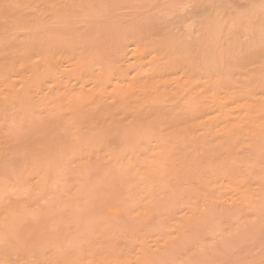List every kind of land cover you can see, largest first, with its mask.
I'll use <instances>...</instances> for the list:
<instances>
[{
  "label": "rangeland",
  "instance_id": "rangeland-1",
  "mask_svg": "<svg viewBox=\"0 0 264 264\" xmlns=\"http://www.w3.org/2000/svg\"><path fill=\"white\" fill-rule=\"evenodd\" d=\"M252 1L0 0L1 20L13 18L18 29L0 31V50L14 41L49 53L65 42L66 60L100 61L110 76L118 69L137 83L150 73L149 65L135 63L132 52L125 55L123 49L132 50L140 41L160 69L176 64L173 58H183L189 48H199L205 54L199 72L206 74L200 77L192 68L197 76L190 82L200 104L189 99L186 107L176 93L166 96L175 103L167 106L123 86L115 92L122 94L116 102L108 90L101 104L111 112L96 122L114 113L117 139L110 141L104 133L89 138L82 153L60 159L39 184L36 174L24 181L22 167H14L12 156H20L21 149L13 141L5 168L14 189L0 198V264H264V8L262 0ZM200 12L204 19L197 18ZM200 19L206 23L198 24ZM208 23L218 30L215 37L205 32ZM43 73L38 76L48 84L51 78ZM184 79L179 67L160 80L174 86ZM212 91L218 101H228L223 111ZM44 93L46 88L28 91L32 111L24 121L21 108L5 120L0 115L5 121H0L1 140L13 139L10 125L23 121L29 132L37 129L35 123L49 124L68 112L61 107L57 114L52 95L57 91ZM108 144L110 155L103 153ZM34 229L39 243L18 246L22 233Z\"/></svg>",
  "mask_w": 264,
  "mask_h": 264
},
{
  "label": "bare ground",
  "instance_id": "bare-ground-1",
  "mask_svg": "<svg viewBox=\"0 0 264 264\" xmlns=\"http://www.w3.org/2000/svg\"><path fill=\"white\" fill-rule=\"evenodd\" d=\"M251 2H253V1L251 0ZM69 6H72V5L70 4ZM171 6H172V4H171ZM8 7H9V5L7 6V8ZM209 8L210 9L212 8L215 13L217 12L216 11L217 9L212 7V5ZM212 9H211V11H212ZM256 10H257V8H256ZM169 11H165V13L169 12ZM200 13L201 14L196 13L197 14L196 16H198L197 18H200L201 16L204 17V14H202V12H200ZM208 13L210 14L212 12H208ZM256 13H258V12H256ZM37 14L38 13L34 14L35 19H37V17H36ZM196 16L194 15V19ZM203 17H201V18H203ZM2 18L3 17H0V23H1V25H4V26H0V31H2V33H5V32L7 33L9 30H11V32L16 30V26H15L16 23L14 21H11V20H13V18L11 20L9 18L10 21L7 20V22L9 21L8 22L9 24L6 23V19L1 20ZM203 19H200L199 20L200 23H198V24L201 25L202 24L201 22ZM2 21H5V22L3 23ZM188 21H189V19H188ZM204 22L206 23V21H204ZM236 22H234V23H236ZM6 24H7V26L9 25L8 27L11 29L5 28ZM213 24H215V22ZM259 25H260V23H259ZM212 26H213V28H212ZM228 26H230V24ZM180 27H182V26H180ZM202 27H203V25L200 28H202ZM242 27H244V26H242ZM225 28H227V27H225ZM233 28H235V27H233ZM205 29H206L205 32H207L208 35L210 34L209 35L210 37L214 36V34L216 35V33L218 31V30L217 31L215 30L214 25H212V24L209 25V23L205 26ZM202 30H204V29H202ZM231 30H232V28H231ZM226 31H227V29L225 30V32ZM237 33H236V35H237ZM227 34H228V32H227ZM229 34H230V32H229ZM242 36H244V35H242ZM202 37L203 36H201V38ZM221 37H223V36H221ZM234 37H233V39H234ZM149 40H151V39H149ZM31 41H34V40H31ZM35 41H36V39H35ZM236 41H234V42H236ZM59 42L60 41H58L57 43L61 44V42L60 43ZM143 42H142V44H143ZM195 42H196V40H195ZM57 43H55L54 45H56ZM198 43H199V41H198ZM204 43L207 44V42L205 40H204ZM19 44H21V43H19ZM67 44L68 43L64 42V44H62L61 46L57 45L58 48H52L51 50H49V53H45V52L42 53L41 49L40 50H33V47L31 48V45H30V47L29 46H23V45H22V47H19L20 45L18 46L17 44L14 43V41L13 42L10 41L8 43L6 42L5 45L0 50V111H2V112H0V115L3 114L2 115L3 118H4V116H7V117L13 116L15 114V112H14L15 107L17 109L21 108L19 113H21L20 117L23 121L25 118L26 119L28 118V115L31 114L30 112L32 111V107H31L30 101L27 99L26 95H27L28 91H30V89L32 90V88H34V89L37 88L39 90L41 88L42 89L46 88V93H44L45 95H49V92H51L50 94H52L53 92L57 91V93H56L57 95L56 94L54 95V93L52 94L53 97L55 96L53 99L56 101L55 102L56 103L55 108L58 109V111L56 110L57 114L59 115V108H61V107H62L61 109H65V110L67 109L68 110V112L65 115L60 114L62 116H59V117L57 116V118H55L54 120H51V123H49L50 121L46 119L47 121H49L48 122L49 124L43 125V124H40L41 123L40 122L39 123L40 125H38V123L34 122L35 125H37L36 126L37 129L32 130L31 127L34 125L31 124V127H30L31 130H29V132H27V131L25 132V130L22 127L24 123L22 124L23 121H20V120H19L20 122L18 121L19 122L18 126L17 125L8 126L9 127L7 129L8 132L7 131L6 132L9 134H12L13 139L9 140V141L0 139V198L4 193H7L10 190L14 189V184L13 183L10 184L11 182L10 183L8 182V179H10L9 174H11V173H8L6 171V168H5V163L9 159L8 158L9 157L8 156L9 150L12 149V147H14L13 141L16 144V148L21 149V155L20 156H17L16 158L14 157L15 154L12 156L13 157L12 161H13L14 167H16L17 169L22 167V171H23L22 172V179L24 181H25V178H29L28 175L36 174L37 179L35 177L34 178L36 179V183H38V184L41 183V181H43L44 178H47L50 176L51 171L54 169L55 165L60 161V159L67 157L68 154H70V153H75L76 151L81 152L83 150V148H85V145L88 142L89 138L95 137V136H98V135L104 133L105 138H109L110 141H114V138L116 137V131H117L116 127H115V122H116L115 116L116 115L113 113V115H111L110 118H108L107 120H105L103 122L97 123L96 121H97L98 117H101V115H103L105 112H111V110H110L111 108H105V106L103 108V106H102L103 102H105L103 100L105 99V97H107L108 93H110V92L113 93L111 97H113L114 100L117 97H118V99H121L122 94L120 93V95H119V94L115 93L119 86L130 87V89L136 88L137 90L139 89V91L142 94L148 93V94L154 95L153 99L151 98V99L147 100V101L152 100V104H153V102L155 103L157 101L161 102V103L164 102L167 106H170L171 104H175L174 102L170 103V101L168 99H166V96L168 94L170 95V94H174V93H176L178 96H181L180 98L184 100V102L181 105L185 106V104H188L189 99H190V101L193 100L196 103L198 102L197 104H200V102L197 100L198 95H196V93L193 92L195 86L192 85V83L190 82L193 79H195L197 75L201 74L200 75V77H201L202 73H203V72L200 73L199 71L201 70V68L204 69L203 63L205 61L202 57H205V54L203 52H201L202 54L198 53L199 48L195 49V50L193 48H189L190 51H188V52H190V53L193 52V53L189 54L187 51H185V52H183L184 54L182 53L183 58H181L182 57L181 55L178 56L179 58H177V57L173 58L176 60L178 59V62H176V64H172V63L169 65L166 64L167 66H161L162 67L161 69L159 68L160 65L157 66V65H155V63H151L153 61L152 60L153 56L152 55L149 56L150 54H148L149 57H147V55H146L147 52H145L146 50H144V47L141 46L140 41H139V43H134L133 48L131 47L132 50H129L128 48L127 49L124 48L123 52H127V53H125V55L128 53L130 54V52H132V58H133V60H135L134 61L135 63H138L139 65H143L142 63L145 62L146 64L149 65L146 67H148L150 73L145 74L144 81L135 83L134 79L132 80V78L126 79L124 77V75L120 73V71H117L118 69L117 70L115 69L116 71H114L115 73H113L114 76H110L111 74L109 75L106 72V69H105L106 64L105 63L102 64L100 61L92 60L90 62L89 60H87L84 62L82 59L81 61L76 60L75 62H70L69 60H66V59H68V56L70 54V52H68L66 50ZM196 45L198 46L197 43H196ZM156 48L157 47H155V50H156ZM181 48L183 49V47H181ZM215 48H217V47H215ZM196 50H197V53H195ZM225 50L223 52H225ZM39 51H41V52H39ZM235 51H236V49H235ZM119 53L121 55H123L121 53V51ZM194 53L197 54L198 56H196ZM203 54H204V56H203ZM207 55H208V53H207ZM184 57H186V58H184ZM125 59H126V56H125ZM201 59H203V63H201L202 62ZM125 61H129V58L126 59ZM170 62H175V60L170 61ZM195 63H196V66H194ZM179 67H182L184 70V73H185V79L181 83L179 82L173 86V85L167 84L166 81L160 80L162 75L165 72L177 71V69ZM193 67L194 68L197 67L198 73H197L196 69L193 70L194 69ZM198 68H200V69H198ZM108 69H107V71H108ZM214 69H215V66H214ZM192 70L196 71V74H197L196 76H195V72L193 73ZM212 71H214V70H212ZM41 72L47 73L48 77L51 78L50 81L47 79L48 84L45 82V80L40 79V77L38 76L39 73L42 74ZM55 74L56 75L59 74L58 76L61 75V77L59 79L60 83L55 78L56 77ZM135 74L139 75L141 73L135 72ZM135 74H134V76H136ZM209 74H211V76L213 77L212 73H209ZM205 75L206 74H204V76ZM90 78L92 79L91 82H90ZM217 78H220V76ZM30 80H33V83H31L32 81H30ZM215 80H218V79H214V78H213V80L211 79V81H213V82ZM92 82L94 83V85L91 88H87L90 85H92L91 84ZM141 83H143V84H141ZM144 83H146V84H144ZM214 88H215V86H214ZM108 90H110V92H108ZM137 90H136V92H137ZM43 91L45 92V90H42V92ZM216 93H217L216 91H212L211 95H212V98H214L213 102L221 108V105L224 103H227L228 101L222 102V100H224V98H222V100L218 101L217 100L218 97H217ZM128 98H131V96H128L127 99ZM88 99H90V100H88ZM114 100H112V101H114ZM32 101H31V103H32ZM115 101L117 102V100H115ZM87 103H92V106L86 107ZM229 103H232V102H229ZM167 106H165V107L167 108ZM224 106H223V109L225 108L224 110H227L228 108L226 109V107H224ZM111 107H113V106H111ZM160 108L165 109L164 106L163 107L161 106ZM154 110H156V108ZM154 110H153V112H154ZM221 110H222V108H221ZM148 112H150V111H148ZM229 112H230V110H229ZM144 113L145 112H143V115L146 114V113L145 114ZM161 113L164 114L165 112L163 113V110H161L160 114ZM148 115H146V116H148ZM223 115H225V114L223 113ZM2 116H0V118ZM233 117L234 116H232V118ZM4 120H5V118H4ZM4 120H0V121L5 122ZM9 120H11V119H9ZM28 120H30V119H28ZM28 120H26V121H28ZM35 120H37V119L35 118ZM3 122H2V125H3ZM42 122H44V120ZM117 122H118V120H117ZM148 122H149V120H148ZM45 123H46V121H45ZM1 128H2V126H1ZM1 128H0V130H1ZM6 128L7 127H5V130H6ZM25 129H26V127H25ZM102 138L103 137H101L100 140ZM105 138H103V140ZM116 139H117V137H116ZM110 144H108L107 147L105 146V149H103L104 154H109V155L111 154L110 149H109V147H111ZM102 146H103V144H102ZM89 147H91V146L89 145ZM90 149H92V151H94V148H90ZM97 150H98V147H97ZM95 151H96V149H95ZM63 162H65V161L63 160ZM16 170H15V172H16ZM38 170H40V173ZM15 175H17V173ZM12 176L13 175H11V177ZM20 176H21V174H20ZM14 178L15 177H13V179ZM151 178H152V176H151ZM23 180H21V181H23ZM21 186H22V184H21ZM15 189H17V188H15ZM108 209L114 213H117L119 210V208L117 206H114V207L109 206ZM25 232L22 233V235H21L22 240L18 241V246L26 245V244H28V246H36L40 240V232L37 229L29 230V232H26V233Z\"/></svg>",
  "mask_w": 264,
  "mask_h": 264
},
{
  "label": "snow or ice",
  "instance_id": "snow-or-ice-1",
  "mask_svg": "<svg viewBox=\"0 0 264 264\" xmlns=\"http://www.w3.org/2000/svg\"><path fill=\"white\" fill-rule=\"evenodd\" d=\"M261 7L264 8V0H262Z\"/></svg>",
  "mask_w": 264,
  "mask_h": 264
}]
</instances>
